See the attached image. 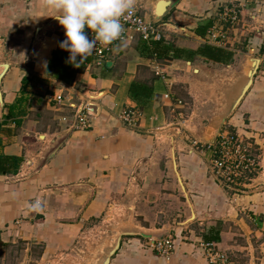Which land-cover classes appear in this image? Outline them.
I'll list each match as a JSON object with an SVG mask.
<instances>
[{
  "label": "crops",
  "instance_id": "0c3cea01",
  "mask_svg": "<svg viewBox=\"0 0 264 264\" xmlns=\"http://www.w3.org/2000/svg\"><path fill=\"white\" fill-rule=\"evenodd\" d=\"M170 1L166 13L158 18L165 24L168 42L191 51L204 43L222 47L233 52L232 61L216 62L199 54H193L189 60L157 58L165 76L162 79L154 75L150 66V58L154 54L149 56L141 50L142 46L151 49V43L136 39L126 44L123 50L113 52L104 66L98 67L88 61L72 82L65 83L44 74L52 50L62 39L53 31L55 23L41 24L39 35L42 37L34 52L32 75H13L16 78L8 79L5 89L1 88L5 105L11 106L13 113L5 118L8 107L2 108L0 121L3 120L4 124L0 128V153L21 158L16 170L10 165L7 173H0L1 240L8 233L5 231L8 227H20L29 240L43 242L45 251L55 255L58 251L71 249L78 233L89 222L120 203L131 209V216L143 234L122 236L119 248L108 264H208L205 253L197 246L199 240L211 241L216 248L228 252L244 248L253 252L256 247L243 246L238 242L240 231L230 225L231 221L240 226L245 236H255L257 241L254 245L264 252V189L239 198L238 203L245 214L233 210V204L226 202L230 200L228 195L208 170L210 152L207 156L202 155L204 152L189 153L185 149L186 144L179 140L185 153L177 155L176 163L185 194L180 190L169 161L164 160V148L155 146L151 134L153 128L165 123L174 108L182 106L170 105L163 94L168 92L181 101V93L193 100L205 97V93L211 95L217 88L221 90L223 70L239 62L238 74L230 85L223 87L226 99L245 75L246 61L250 57L264 55V0H260L257 22L250 21L244 11L242 24L229 30L224 46L206 41L207 28L213 21L217 6L224 0ZM156 2L147 0L146 10L139 9L147 20L156 19ZM29 4L44 6L41 0H0V36L5 39L10 37L6 34L13 35L14 15L26 12L27 8L24 11L23 7ZM250 7L253 9V4ZM46 12L53 14L45 21L59 14L53 9ZM34 75L42 82L50 83L53 89H65L63 105L47 99L52 118L50 123H46L47 128L40 130L41 133L37 124L42 121L29 118L31 108L27 104L31 96L29 90L35 87L21 83L22 76ZM133 80L152 85V95L143 109L129 96L128 86ZM82 90L102 94L97 98L87 95L93 98L90 100L91 127L70 130L61 118L63 115L71 116L74 109L64 104L70 100L77 103V93L80 96ZM128 106H136L142 113L139 125L134 128L123 125L116 118V114ZM215 117L212 115L210 121ZM50 126H53L52 130H49ZM224 126L254 142L264 169L263 63H259L244 96L226 115ZM170 136L174 140V135ZM25 164L29 166L23 170ZM35 198L41 202L40 210L29 207ZM185 205L190 214H194L193 221L196 220L197 225L193 227L189 225L192 221L184 224L174 220L180 214L176 210L182 207L180 211L184 212ZM18 219L21 223L14 225ZM166 234L171 235L174 242L169 258L157 255L146 241L150 236ZM255 258L257 264H263L264 253ZM248 264H253V255Z\"/></svg>",
  "mask_w": 264,
  "mask_h": 264
},
{
  "label": "rangeland",
  "instance_id": "374dc122",
  "mask_svg": "<svg viewBox=\"0 0 264 264\" xmlns=\"http://www.w3.org/2000/svg\"><path fill=\"white\" fill-rule=\"evenodd\" d=\"M146 3L147 0H137L136 5L140 10L145 11ZM33 4L35 5V3ZM33 4L23 7L24 11L27 8L26 12H21V14L15 13V28L13 35L8 33L6 35H10V37L5 39L0 36V63H9V70L2 78L1 88L3 89H5L6 81L14 77L13 75L19 77L25 74L32 75L30 69H32L33 61L35 60L34 52L37 51L40 45L39 41L42 37V35H39L41 30L37 31L36 28L41 26L43 22H45L44 24H47V22L55 23L53 31L60 35L62 41L67 39L65 35L66 30L59 22L53 20L45 21L53 14L52 12L51 14L46 12L49 8L46 6L33 7ZM7 14L10 16V13L4 12V15L7 16ZM87 31L88 28L85 29V32ZM239 66V62L233 63L229 68L223 70L224 76L221 77L222 81L220 82L221 90L217 88V91H213L211 95L205 93V97L200 96L197 100H193L191 98L189 99L186 94L181 93L180 97H182L183 100L182 106L174 108L170 116L166 118L165 123H161L157 128L152 129L151 134L154 136L155 146L164 148L165 161L170 160L172 148H174L176 161L177 155L185 153L180 141L184 142L186 146L194 147L191 144L192 139L198 138L197 140H207L214 136L211 135L216 130L215 128L220 116L227 108L223 87L226 84L230 85V83H232L239 72ZM27 78L28 81L25 84L30 86V88L35 87L34 90H29V93H31L29 103H27L29 108H31V110L29 109V118H37L42 121L37 124L38 132L41 133L40 130L46 129V123H50V119L52 118L46 102L47 99H49L53 87H51L50 83L42 82V79L38 76H27ZM29 81H31V84H29ZM37 84L38 86H36ZM4 105L5 102L3 97V105L0 107V114ZM214 108L217 109V111H214ZM214 114L216 117L213 121H210V117ZM168 122H171V124L168 125ZM53 126L57 128L56 123H53ZM53 126H50L49 130H52ZM172 128L175 131L177 129L181 132L186 131L185 136L183 137L181 134L175 133ZM172 134L174 135V141L170 140V135ZM168 135L170 139L167 137ZM32 148L36 149L34 146ZM200 151L201 153L204 152L202 155L206 156L209 153L205 148ZM28 166V164H25L23 170H26ZM223 197L225 196L223 195ZM226 202L228 204L230 203L228 199ZM181 208L182 207H180V209ZM180 209L176 210V212L180 214L175 217V221L184 222V224L192 221V223L189 224L190 227L197 225L196 220L193 221L194 214H190L187 205L184 206V212L182 210L180 211ZM130 210L131 209L123 207L122 204L116 203L114 207L108 209L100 217L89 222L86 227L78 233L71 249L67 251H58L55 255L48 254L45 251L43 242L29 240L28 235L21 232L20 227L10 226L5 230L8 231V233L3 235V240L0 239V264H94L98 256L102 253L103 248L112 245L120 228L139 227L138 222L131 216L133 214L130 213ZM233 210L235 209L233 208ZM19 223L21 222L14 221V225H18ZM230 225L239 229L240 234H238V242L240 244H243V246L253 245L254 248L256 247L253 252L245 248L234 252H228L226 250L233 263L248 264L253 255V264H257L258 261L255 257L260 253H264L260 247L254 245L256 244L254 242L257 241V238L251 234L245 236L243 233L244 231H241L240 226L233 221L230 222Z\"/></svg>",
  "mask_w": 264,
  "mask_h": 264
},
{
  "label": "built area",
  "instance_id": "2783aa9c",
  "mask_svg": "<svg viewBox=\"0 0 264 264\" xmlns=\"http://www.w3.org/2000/svg\"><path fill=\"white\" fill-rule=\"evenodd\" d=\"M250 4H253V9H251ZM259 7L260 0L222 1L216 8L211 25L207 28L206 41L218 46L226 45L229 30H233L242 24L244 11L250 21L257 22L261 9ZM122 23L125 28L124 39L126 44H131L136 39L146 43L161 40L167 41V29L164 22L160 19L147 20L137 6L134 14L122 19ZM86 35L89 39H93L95 34L90 29ZM116 44H119V42H115L113 45L98 43L93 54L89 56L90 64L98 67L104 66L110 60ZM258 58L264 64V55ZM150 66L154 75L162 79L165 78L155 54L150 58ZM64 91L65 89L62 87L53 89L50 92L49 99L55 101L59 106L63 105L65 100ZM77 96V103L70 100L67 104H64L74 109V111L71 116L63 115L61 120L70 130L89 129L93 118L90 100L93 98H88L85 90L81 91L80 96L77 93ZM163 98L169 101L170 105L177 106L182 104L180 99L174 98L168 92L163 94ZM141 117L142 113L136 106L125 107L116 114L117 120L130 128L138 126ZM176 133L184 137L186 131L181 132L177 129ZM191 144L194 147H185L189 153L201 152L200 150L203 148L210 152L208 170L211 176L228 195L233 208L244 213V208L242 209L238 203L239 198L242 195L264 189V169L260 165L254 142L243 137L238 132L226 128L223 124L220 129H217L214 139L211 141L192 139ZM37 200L39 199H33L30 205ZM19 221L16 220V222ZM146 241L147 246L159 256L169 258L173 252L174 242L171 235L166 234L160 238L150 236ZM197 246L205 253L208 264H233L229 254L225 250L216 248L213 242L199 240Z\"/></svg>",
  "mask_w": 264,
  "mask_h": 264
},
{
  "label": "clouds",
  "instance_id": "9594fccd",
  "mask_svg": "<svg viewBox=\"0 0 264 264\" xmlns=\"http://www.w3.org/2000/svg\"><path fill=\"white\" fill-rule=\"evenodd\" d=\"M49 9L58 12L53 16L64 27L67 39L59 47L68 51L67 63L75 67L93 54L98 43L113 45L119 42L113 51L126 47L125 28L122 19L132 16L137 0H41ZM91 29L95 35L89 39L85 29ZM77 57H80L77 61ZM32 210H40L41 202L37 200L30 205Z\"/></svg>",
  "mask_w": 264,
  "mask_h": 264
},
{
  "label": "trees",
  "instance_id": "16d2710c",
  "mask_svg": "<svg viewBox=\"0 0 264 264\" xmlns=\"http://www.w3.org/2000/svg\"><path fill=\"white\" fill-rule=\"evenodd\" d=\"M151 49L147 46H142V51L149 56L155 54L158 59L170 60L173 58L189 60L193 54H199L209 60L222 63H230L233 58V52L222 47H217L204 43L200 45L196 50H188L184 48H178L172 45L166 40L161 41H151ZM149 52V53H148ZM70 57V53L59 46L52 50L51 57L47 61L44 74L46 76L52 77L56 80L69 83L72 82L75 78V75L79 72H82L85 69L86 64L90 61L88 57L80 67H75L72 63H67ZM80 57H77L79 61ZM28 80L27 77L22 76L21 83L25 84ZM152 85L148 82H143L139 80H133L128 86V93L131 99H133L139 108L143 109L147 104L148 100L152 95ZM3 107H8V113L5 118L11 116L12 107L4 105ZM4 124L3 120L0 121L1 125ZM1 145V138H0ZM21 161L20 157L9 156L3 153H0V173H7L9 171L10 165H13L16 170Z\"/></svg>",
  "mask_w": 264,
  "mask_h": 264
},
{
  "label": "water",
  "instance_id": "95a60500",
  "mask_svg": "<svg viewBox=\"0 0 264 264\" xmlns=\"http://www.w3.org/2000/svg\"><path fill=\"white\" fill-rule=\"evenodd\" d=\"M170 4H171L170 0H157V2L155 4V8H154L155 18L158 19V18L162 17L166 13ZM54 19L55 18L53 17L52 20H54ZM39 28H41V26H38L36 28V30L38 31ZM249 60L252 61L254 64L252 65L251 69H248L247 67L244 69L245 75H243V77L234 85L233 90L226 97V105H227L226 110L227 111H226V114L222 117V120L218 126V129H220L222 127V125L224 124V119H225L226 115L236 107V105L239 103V101L244 96V94L246 93V91L248 90V88L250 87V85L252 83L253 75L255 74V72L258 68L260 60L258 57H250ZM8 68H9V63L5 62L2 64L1 70H0V107H2V105H3V97H2V90H1L2 78L4 77ZM212 139H214V136ZM56 146H55V148H56ZM169 167H170L173 175L176 177L177 182H178L181 190L185 193L184 185L182 183L179 172L177 170V163H176L175 152H174L173 148L171 150ZM132 234H143V231L138 227L120 228L118 230V233L116 234V236L114 238L112 245L103 248L102 253L98 256V258L96 259L94 264H108L110 261V257L119 248L121 237L123 235H132ZM162 236L163 235H159V236H155V237L160 238Z\"/></svg>",
  "mask_w": 264,
  "mask_h": 264
},
{
  "label": "bare ground",
  "instance_id": "6f19581e",
  "mask_svg": "<svg viewBox=\"0 0 264 264\" xmlns=\"http://www.w3.org/2000/svg\"><path fill=\"white\" fill-rule=\"evenodd\" d=\"M53 21L59 22L57 19H54ZM40 30H41V28L38 29V31H40ZM2 64H3V63H0V70H1V66H2ZM253 64H254V63H253L252 61L247 60V61H246V64L244 65V67H247L248 69H251ZM242 72H243V70H242ZM86 94H87L89 97H98V96H100L102 93H94V92H90V91H89V92H87ZM221 120H222V117L219 118L218 123H217L216 128H215L216 130L213 132V134H212L211 136L215 135V133H216V131H217V128H218V126H219ZM167 137L170 139V136H169V135H168ZM212 138H213V137H210V138L207 139V140L211 141ZM170 140L172 141V139H170ZM173 149H174V148H173Z\"/></svg>",
  "mask_w": 264,
  "mask_h": 264
}]
</instances>
